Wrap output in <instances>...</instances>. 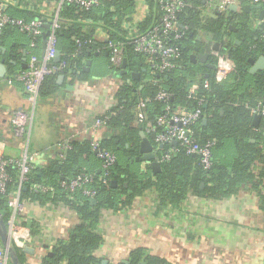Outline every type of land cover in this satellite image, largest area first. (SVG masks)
Wrapping results in <instances>:
<instances>
[{"label": "trees", "instance_id": "obj_1", "mask_svg": "<svg viewBox=\"0 0 264 264\" xmlns=\"http://www.w3.org/2000/svg\"><path fill=\"white\" fill-rule=\"evenodd\" d=\"M183 1L184 7L176 21V29L183 36L178 41L170 42L178 47L179 57L174 60L175 68L163 74L155 72L147 56L136 53L124 38L123 28L133 23L135 0H104L99 7L90 11H82L70 5L61 8V28L56 37L60 53L57 65H62V74L81 71L96 50L104 61L106 71L120 70L121 62L114 64L111 61V44L117 49L121 48V59L126 60L130 72L140 75V80L127 83L128 77L123 78V85L117 94V106L97 118L103 122V128L118 132L117 135L98 140L100 149L116 157V163L107 176L102 171L87 168L89 162L100 163L91 149L90 141L69 142L70 149L64 151L62 162L56 161L46 167L31 164L22 182L18 167H6L8 179L4 193H0V220L5 226L10 217L7 201L16 191L21 201L63 205L77 216V223L71 228L68 237L57 240L46 251L40 264H102L103 260L97 254L103 243L98 233L102 213L129 208L145 192L155 193L158 207L179 209L190 195L219 201L248 191L256 195L259 209L264 214V135L253 128L250 115V110L264 101V70L254 75L248 73V59L264 55V39L259 26H256L258 15L256 12L246 13L243 9L252 0H239L242 6L240 12L226 11L212 18L203 15L206 9L203 0ZM33 18L35 16L24 17ZM158 23L157 20L151 25L149 19L140 22L135 35L146 33ZM95 27H100L108 34V42L94 39L92 34ZM229 27L235 28V32L229 30ZM12 31L17 30L7 26L0 37ZM197 36L217 43L220 52L233 62L234 71L226 81L217 84L213 70L200 63L190 62L189 56L194 54V47H199ZM235 41H239L240 45H235ZM209 62L214 64L215 59L210 57ZM54 78L47 77L44 83L50 81L54 85ZM193 87L196 89L190 94ZM160 90L169 94L167 101H153ZM145 99L150 100L145 123L153 122L163 113L164 107L200 110V120L190 129L199 145L209 141L214 143L210 169L204 170L197 156L186 154L178 145L168 143L156 146L153 140L151 143L158 158L170 149L174 151L168 160L160 163V171L156 174L152 173L150 167L140 168V162L135 159L139 157V133L143 127L130 128V125L134 123L135 107ZM159 131L156 129V132ZM228 142L233 145L232 156L229 154ZM84 174L93 177L89 187L96 191L95 202L80 194L70 196L59 187L60 181ZM113 181L115 187L111 184ZM37 186L51 188L52 191H35ZM28 227L37 241L38 224L32 221ZM0 243L1 246V236ZM11 248L19 263L26 264V255L22 249L14 245ZM127 264L170 263L143 249H137L129 254Z\"/></svg>", "mask_w": 264, "mask_h": 264}, {"label": "crops", "instance_id": "obj_2", "mask_svg": "<svg viewBox=\"0 0 264 264\" xmlns=\"http://www.w3.org/2000/svg\"><path fill=\"white\" fill-rule=\"evenodd\" d=\"M157 2L135 0L133 23L123 28L125 40L129 38V33L137 34L140 22L146 19L151 25L157 22ZM4 3L5 11L12 17L24 19L25 16H33L32 12L19 7L23 3L18 5L15 0ZM203 3L206 18L219 14L216 3ZM248 6L255 5L251 3ZM241 10L239 3L236 12ZM249 12L259 15L257 10ZM93 30L96 41H108V34L103 29L95 27ZM202 38L199 42L201 52L203 42L207 40L202 41ZM28 44V37L18 31L0 37V64L3 61L4 67L0 77V155L11 160L23 157V142L13 137L11 130L10 121L15 111H23L30 119L27 153L36 155L35 163L39 167L56 162L58 143H82L117 135L118 132L103 127L96 130L94 122L117 106V94L125 77L118 78L112 74L117 71H106L104 61L93 54L88 71L60 73L55 76L54 85L50 81L47 84L43 82L33 108L21 84L6 83L11 74L26 68ZM42 51L41 38L35 52L42 55ZM121 57L117 61L121 62ZM59 75L64 78L57 84ZM260 127L261 120L256 127L253 126L257 130ZM130 128H136V124L132 123ZM145 167L149 166L140 163V168ZM87 168L99 172L100 163L89 162ZM22 218L25 226L32 221L39 226V238L28 246L34 254L25 253L26 264H40L46 251H49L43 246L49 245L50 248L57 240L66 239L77 223L74 211L51 203H27ZM98 233L103 243L97 254L107 264H125L129 254L137 249L165 259L170 264H264V214L259 209L256 195L248 191L219 201L190 195L179 209L160 208L155 193L145 192L129 208L104 211Z\"/></svg>", "mask_w": 264, "mask_h": 264}, {"label": "built area", "instance_id": "obj_3", "mask_svg": "<svg viewBox=\"0 0 264 264\" xmlns=\"http://www.w3.org/2000/svg\"><path fill=\"white\" fill-rule=\"evenodd\" d=\"M5 1L7 0H0V34L5 27L10 26L29 39L28 63L26 68L6 78V83L8 85L14 83L21 84L27 95L28 102L34 108L44 80L47 77L60 74L63 68L62 65H57L54 62L55 53L58 51L56 34L61 28L59 16L61 8L64 5H70L82 11H90L99 7L104 0H15L18 5L23 3V5H19L21 9L32 12L33 16H35V18L30 20L8 15L5 11ZM204 1L208 4L216 3L219 13H225L230 6H236L238 8L239 5V0ZM252 4L260 6L264 10V0H252ZM157 5L159 23L141 35L136 36L133 33H129L127 43L132 45L136 53L147 56L148 63H150V67L155 72L163 74L175 68L174 60L179 57L178 47L170 44V42L178 41L183 36V33L176 29V21L177 15L184 7V1L158 0ZM44 25H49V35L46 40L43 55H38L35 50L38 49L39 41L45 31L43 28ZM258 26L262 32V39H264V15L261 21H258ZM209 41L211 40L203 42V52H205L206 43ZM214 44L212 42L208 47V56L215 59L214 81L218 84L226 81L232 74L234 64L226 54L220 52V46L218 49H213ZM109 47L112 53L111 61L114 64H119L120 61H117V58L122 53L121 48L117 49L111 44H109ZM204 87L206 88L207 84ZM195 89V87L191 88L190 94H193ZM168 99L169 94L164 90H160L155 95L153 101H167ZM149 103L150 100L145 99L140 101L135 107L134 123L136 127L142 125L143 132L146 135L153 134V141L156 146H162L175 141L176 145L183 148L186 154L197 156L199 164L204 170L210 169L214 143L209 141L204 145H199L194 140L190 129L200 120V110L187 111L182 108L169 109V107H164L163 113L156 117L153 122L145 123L146 109ZM250 115L252 117L259 116L261 120L259 131L264 135V101H260L252 108ZM10 124L13 137L23 142L24 154L20 160L6 159L0 155V193H4L5 183L8 179L5 172L6 167L10 165L18 167L20 170V181H25V177L31 168V164L35 163L36 157L35 154L29 155L27 153L30 126L28 115L23 111H15L12 114ZM101 127H103V122L96 119L94 128L97 130ZM156 129H160L161 131L156 132ZM90 142L92 151L100 161V171L103 172L104 176H107L116 163V157L113 153L100 149L98 140H92ZM56 148L58 152L55 155V159L58 162H62L65 158L64 151L69 150L70 146L68 143H58ZM173 151V149H170L161 158L155 155V161L161 163L162 161L168 160ZM146 166L149 165L146 164ZM92 180V175L84 174L73 179L60 181L59 187L70 196L80 194L83 198L93 200L96 196V191L89 187ZM34 190L42 192L52 191L51 188L39 186L35 187ZM26 205V202L20 200L18 191L13 193L7 201V206L10 209V217L6 224L9 242L10 245H14L20 249L36 242V238L31 235L29 227L23 224L22 217L25 216ZM0 264H9L8 254L2 248H0Z\"/></svg>", "mask_w": 264, "mask_h": 264}, {"label": "water", "instance_id": "obj_4", "mask_svg": "<svg viewBox=\"0 0 264 264\" xmlns=\"http://www.w3.org/2000/svg\"><path fill=\"white\" fill-rule=\"evenodd\" d=\"M244 10H245V12H249L250 10L259 11L258 21H261L263 15H264V10H262L260 6H246L244 8ZM228 11L236 12L237 8H236V6H230L228 8ZM43 28L45 31L42 34V48H43L42 55L44 53L46 40H47V37L49 35L50 27H49V25H44ZM229 30L235 32V28H233V27H229ZM200 41H201V37L197 36L196 42H200ZM211 43H212L211 41L206 43L205 52H201L199 47H194V49H193L194 54H191L189 56L190 62L193 64L200 63V64L204 65L206 68H209L211 70H215V65L208 62V60H209V56H208L209 49H208V47L211 45ZM235 45L239 46L240 42L235 41ZM218 47H219V45L217 43H215L213 45V49H218ZM94 55L97 56L98 53L95 52ZM105 55H107V54H105ZM59 60H60V53L58 51H56L55 57H54V62L57 63V62H59ZM22 61H25V59H23ZM248 62L250 64V68L248 69V73L250 75H254L257 71L264 69V55H261L257 59L250 58V59H248ZM90 65H91V60L88 59L85 62L83 71H88ZM23 68H25V66ZM3 72H4V67H3V61H2L0 64V77H2ZM112 74H114L118 78L128 77L127 83H129L130 81H139L140 80V75L138 73L130 72L127 69V63H126L125 59H123L121 61L120 70L117 72H112ZM205 77L207 78L208 75H206ZM63 78H64L63 75H59L57 77L56 83L60 84L61 81L63 80ZM259 120H260L259 116H253L252 125L256 127ZM203 123H205V120H203ZM139 136L141 138L140 143H139V150H138L139 157L137 159H135V161H139L140 163L148 164L152 173L156 174L157 172L160 171V163L155 161V154L153 152L154 148H153V145L151 143V141L154 140V135L152 134L150 136H147L143 131H140ZM172 145H176V142L175 141L172 142ZM56 170H57V167H56ZM111 184L113 187L116 186V183L114 181ZM90 201L95 202L94 199L90 200ZM0 226H1L0 227V236L2 238V247H3V249L6 250L10 263L11 264H20L18 261L16 253L11 248L6 226L1 222V220H0ZM43 249L48 250L49 245H44ZM22 251L24 253L29 254V255L34 254V250L29 248L28 246L22 247ZM124 263L127 264V262H124ZM102 264H107V262L102 261Z\"/></svg>", "mask_w": 264, "mask_h": 264}, {"label": "rangeland", "instance_id": "obj_5", "mask_svg": "<svg viewBox=\"0 0 264 264\" xmlns=\"http://www.w3.org/2000/svg\"><path fill=\"white\" fill-rule=\"evenodd\" d=\"M204 40V37L202 38V41ZM229 143V147H230V149H229V154H230V156H232V154H233V145L231 144L232 142H228Z\"/></svg>", "mask_w": 264, "mask_h": 264}, {"label": "flooded vegetation", "instance_id": "obj_6", "mask_svg": "<svg viewBox=\"0 0 264 264\" xmlns=\"http://www.w3.org/2000/svg\"><path fill=\"white\" fill-rule=\"evenodd\" d=\"M200 53H201V52H200ZM263 70H264V69H263ZM259 71H262V70H259ZM259 71H257L256 73H258ZM256 73H255V74H256Z\"/></svg>", "mask_w": 264, "mask_h": 264}]
</instances>
